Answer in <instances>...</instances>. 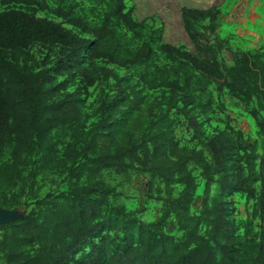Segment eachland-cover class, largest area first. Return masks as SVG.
Here are the masks:
<instances>
[{
  "label": "trees",
  "instance_id": "obj_1",
  "mask_svg": "<svg viewBox=\"0 0 264 264\" xmlns=\"http://www.w3.org/2000/svg\"><path fill=\"white\" fill-rule=\"evenodd\" d=\"M0 7V210L34 200L31 211L0 223L5 264H264V44L234 51L227 64L217 7L181 9L197 53L165 41L164 25L137 19L127 0ZM35 45L61 47L66 59L34 71L8 57ZM85 60L107 65L99 76L120 91L91 123L82 99L57 80ZM115 68L170 96L145 104ZM80 75L87 89L97 82L87 69ZM222 94L246 106L257 138L222 119V130L205 134L200 117L225 112ZM104 171L146 175L158 219L111 204L116 191ZM52 174L67 178V190L40 197L38 178ZM234 196L251 204L245 217L227 201Z\"/></svg>",
  "mask_w": 264,
  "mask_h": 264
},
{
  "label": "rangeland",
  "instance_id": "obj_2",
  "mask_svg": "<svg viewBox=\"0 0 264 264\" xmlns=\"http://www.w3.org/2000/svg\"><path fill=\"white\" fill-rule=\"evenodd\" d=\"M52 4L53 0H46ZM128 7L135 8V17L139 20L155 16L158 25H164L165 41L175 45H185L190 51L197 53L188 34L186 33L182 19L181 9L183 7H192L199 9H208L217 7L221 12V22L218 29L219 35L227 39L229 49L222 53V58L227 64H232L233 52L236 50H254L264 44V0H127ZM155 7L146 10L147 7ZM14 9L28 10L26 6L16 5ZM4 8L0 7V12ZM36 15L42 18H50L57 20L47 11L37 10ZM175 19L177 27L170 28V21ZM57 22H62L57 20ZM65 27H70L64 24ZM8 57L12 59L14 56L18 58L22 66L28 65L34 71H39L43 68L56 69L60 60L66 59L63 57L61 47H46L35 45L29 49H19L15 52H7ZM103 62H96L93 65L85 60L80 64H75L72 68L64 73L63 76L57 78L60 82H65L66 88L71 93H76L82 99V110L91 118L88 123L96 120L95 114L110 103L116 101L120 95V91L114 87L115 81L101 80L99 73L102 68H106ZM81 69H87L94 77H97L96 84L91 88H86L84 80L80 75ZM115 72L121 78H126V84L132 87L135 91H139L140 96L145 104L151 103L156 99H167L170 93L166 90L148 91L138 82V79L133 77L131 73L124 70ZM220 101L225 106V112L217 115L211 114L208 117H200L203 124L202 130L206 135L212 136L224 128V123L228 121L233 127L241 129L246 135L257 138L258 128L256 121L250 115L249 110L244 104L235 98L229 97L227 94H222ZM194 113H200L196 110ZM179 136H182V131H178ZM102 178L109 183L116 191V196L111 198L110 203L115 205H124L127 210L135 211L138 217L146 222L157 220L160 215L161 202L152 197L147 188L149 178L144 174L129 173L116 174L112 171H104ZM40 186L39 196L44 197L47 194H58L67 190V178L58 175H46L38 178ZM204 184L198 189L194 209L198 210L201 205ZM180 188H177L178 192ZM216 194V191H214ZM232 200L238 210V217H245L251 204H247L244 199L239 196H234L227 201ZM34 208V200L25 199L22 203L13 210H0V223L9 220L17 219ZM174 228V227H173ZM0 264H5V261L0 256Z\"/></svg>",
  "mask_w": 264,
  "mask_h": 264
},
{
  "label": "bare ground",
  "instance_id": "obj_3",
  "mask_svg": "<svg viewBox=\"0 0 264 264\" xmlns=\"http://www.w3.org/2000/svg\"><path fill=\"white\" fill-rule=\"evenodd\" d=\"M153 8H155V7H152V6H150V7H147V8H145L146 10H150V9H153ZM177 27V22H176V20L175 19H172L171 21H170V28L171 29H175Z\"/></svg>",
  "mask_w": 264,
  "mask_h": 264
},
{
  "label": "water",
  "instance_id": "obj_4",
  "mask_svg": "<svg viewBox=\"0 0 264 264\" xmlns=\"http://www.w3.org/2000/svg\"><path fill=\"white\" fill-rule=\"evenodd\" d=\"M1 223H3V222H1Z\"/></svg>",
  "mask_w": 264,
  "mask_h": 264
}]
</instances>
